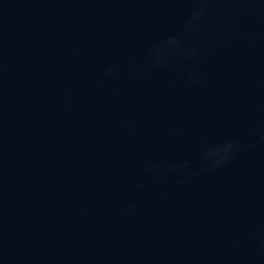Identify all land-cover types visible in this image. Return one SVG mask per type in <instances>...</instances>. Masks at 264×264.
Wrapping results in <instances>:
<instances>
[{"label": "water", "instance_id": "1", "mask_svg": "<svg viewBox=\"0 0 264 264\" xmlns=\"http://www.w3.org/2000/svg\"><path fill=\"white\" fill-rule=\"evenodd\" d=\"M0 264H264V0H0Z\"/></svg>", "mask_w": 264, "mask_h": 264}]
</instances>
